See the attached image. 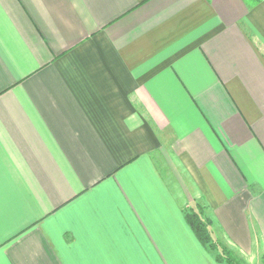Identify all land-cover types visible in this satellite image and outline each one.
Listing matches in <instances>:
<instances>
[{
	"label": "crops",
	"instance_id": "crops-1",
	"mask_svg": "<svg viewBox=\"0 0 264 264\" xmlns=\"http://www.w3.org/2000/svg\"><path fill=\"white\" fill-rule=\"evenodd\" d=\"M264 264V0H0V264Z\"/></svg>",
	"mask_w": 264,
	"mask_h": 264
},
{
	"label": "trees",
	"instance_id": "trees-1",
	"mask_svg": "<svg viewBox=\"0 0 264 264\" xmlns=\"http://www.w3.org/2000/svg\"><path fill=\"white\" fill-rule=\"evenodd\" d=\"M199 210L200 213L192 210L185 212V219L188 225L195 233L200 243H202L204 247L211 250L216 246V240L214 239L213 231H212V222L209 218H205L202 215L203 213L200 208ZM216 260L220 263L222 262L221 257L218 255L216 257Z\"/></svg>",
	"mask_w": 264,
	"mask_h": 264
},
{
	"label": "rangeland",
	"instance_id": "rangeland-1",
	"mask_svg": "<svg viewBox=\"0 0 264 264\" xmlns=\"http://www.w3.org/2000/svg\"><path fill=\"white\" fill-rule=\"evenodd\" d=\"M189 210L196 211V212L200 213L198 206L190 208ZM202 215L204 216V214H202ZM204 217L207 218L206 216H204ZM210 251H212V253H214L215 257H217V255L220 256L223 264H252L248 261H245L243 258H241V255L236 254L235 251H231L230 249L226 248L225 246H221L217 240H216L215 248H212ZM258 264H262V263L259 262Z\"/></svg>",
	"mask_w": 264,
	"mask_h": 264
}]
</instances>
